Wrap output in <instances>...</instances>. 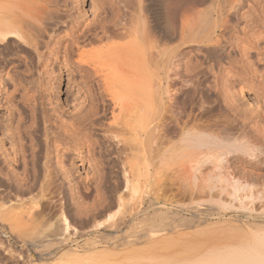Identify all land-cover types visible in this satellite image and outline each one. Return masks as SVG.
Masks as SVG:
<instances>
[{"label": "bare ground", "instance_id": "1", "mask_svg": "<svg viewBox=\"0 0 264 264\" xmlns=\"http://www.w3.org/2000/svg\"><path fill=\"white\" fill-rule=\"evenodd\" d=\"M74 1L75 5L79 4V0ZM105 1L108 5L104 7L98 23L94 27L79 29L80 25H76L74 19H68L64 21L63 25L57 26L58 21L56 19L60 18L66 10L60 9L59 12L56 3L53 1L29 0V5L24 6L27 0H0L1 44L8 41L9 38H15L19 41L23 40V44L29 46L20 45L27 56L25 58L27 60H23L27 74L23 76L21 73V75L26 80L29 79V94L24 98V103L29 107V122L26 124L20 118L17 121L15 130L21 141L19 144L17 143L19 146L16 152L12 149L13 154H8L11 151L3 147V141L0 139V153L5 151V154L1 156L2 158L0 157V234L7 239L6 246L2 242L0 245L5 247L3 249H6L4 251L9 254L10 260L15 251L12 247L14 244L16 246L18 242L26 251L30 249L40 253L38 250L46 248H50L48 249L50 253L52 252L50 251L51 248L54 252L56 251L57 260L55 259L56 261L53 263L49 260H54V258L50 257L51 259L46 260V264L48 262L50 264L81 263V260L75 255L78 253H72L62 238L64 233L61 231H66L70 226L68 219L64 216L65 214L56 216L55 213L54 220L56 222L48 221V216H46L47 220L45 223L46 218L43 219V225L44 223L47 227L49 225L50 231H48L49 229L42 228L41 217H44L40 215L42 207H40V211H33L30 209L32 206L30 203L29 209L36 212L29 214L30 212H27L29 209L26 207L28 210L22 211V214L26 212L27 215L29 214V221H26L22 214H18V218L13 216L15 211L12 209L15 207L10 205L5 207L2 204L5 207L2 208L1 202H10L12 200L10 197H17V199L18 197L19 199L26 197L28 198L27 201L30 199L37 202L42 198L40 204H43L44 201L45 208H48L50 198L48 199L46 195L53 197L52 195L56 194V192H52L54 189L56 190L60 184H68L66 180L64 182V176L65 174L68 176V171L71 170L64 165L65 161L62 160V156L64 158L66 157L64 155L68 156L69 154L66 152L69 150L76 151L78 154L85 150L87 157L90 156L89 158H91L95 153L100 137L109 140L117 139L114 149L120 156L125 154L126 150L131 151V159H126V155L123 163H121L122 168L125 166L122 174V183L125 189L127 187L132 189L135 185L148 182V178L158 174L160 170H165V174H169L166 170L175 172L173 177L177 178L176 182L194 186L196 189H204L203 191L206 189L210 193L215 188L224 190L232 187L234 193L235 189L239 187H257L258 185L264 187V108L260 111L246 107L241 100L243 86L261 87L264 83V71H259L254 60H252L253 58H251V52L262 48L261 44L264 43V0ZM238 21H241L242 24L239 27ZM44 36H47L48 39L44 40ZM3 53L0 56V68H6L9 64L8 61L11 60L10 58L6 59V55ZM53 58H58L69 71L67 74L68 82L72 80L74 83L78 80L81 84L78 83V85L83 86L82 88L85 87V93L87 91L90 96L88 99L85 98L88 100L86 101L88 102L86 110L84 109L85 111L83 110L72 118H65L60 111L55 113V110L52 116L48 113L46 102L43 99V91L50 83V80L47 82L44 74L48 70L49 60ZM53 73L55 74V72ZM12 79L13 77L10 76L9 80L12 81ZM50 79H52L51 75ZM68 97L67 95V99L70 98ZM108 112L112 117L111 121L112 119L113 121L110 122L112 125L107 121L108 125L106 126L103 119ZM111 129H114L113 132ZM100 130L103 131L102 136L99 135L100 133L98 134ZM126 138L129 139L124 143ZM116 163L118 164L115 162V165ZM18 167H22V171L17 170ZM143 171L145 174L142 173ZM169 175L167 179L170 181L172 175ZM158 179L156 177V179H152V182ZM69 182L71 183L72 180ZM108 182H113L115 185L117 181ZM37 187L40 189V194L37 192L38 195L33 192ZM45 189H49L46 191H51L52 195L46 194L44 196ZM121 192L118 193L120 194L119 200L126 198L121 196ZM227 192L229 196L231 192ZM57 193L59 194V192ZM233 193L230 194L231 197L234 196ZM257 194L259 195V191L256 196ZM263 195L262 197H264ZM43 197L44 199L46 197L48 201L47 199L44 200ZM240 197L242 198V196ZM213 198L215 197L213 196ZM51 204L50 207L53 208L54 204L53 206ZM151 205L149 204V206ZM35 206L40 205L38 203ZM145 210L142 211L143 214L146 213ZM155 210L153 214L151 213L147 217H143V214L140 217L138 212H135L139 218L133 224L124 220L131 225L133 230L137 226L136 224L143 221L149 223L143 226L138 225L140 230L128 233L129 235L125 236L127 238L122 241L115 239L114 242L110 243L109 240L111 239H109V245L106 242V246L110 247L111 245L110 250L112 247L113 249L123 247L126 250H124L125 253L130 250L131 254L146 245L150 247L148 244L151 242L152 233L162 230L170 231L173 226L168 222L156 221L155 215L161 217L164 214ZM164 211L166 212V210ZM123 212L120 217L125 216H123ZM129 212L131 214V209ZM167 215L162 218L165 219V216L167 218ZM21 216L25 219L24 223ZM34 216L41 218L39 222H35ZM113 216L110 214L108 217L112 219ZM17 219H20V223ZM148 219L149 221H147ZM229 219H223V221L228 222ZM132 220L130 221L132 222ZM185 220L187 221L186 218ZM230 220L233 221V219ZM231 221L230 225L234 227L236 220L233 221V225ZM220 222L222 223V221H218V224H221ZM248 222L245 221L244 223L251 225ZM55 223L60 226L57 228L62 229L58 232L62 234L61 237L52 232L57 229L54 226ZM237 223L238 220L236 225ZM257 223L255 222V224ZM212 224L217 223L213 221ZM255 224L252 228L256 227V231L251 235L248 234L247 229V231L243 229L247 232L246 236H249L248 238L242 236V240L238 237L237 243L239 239L241 240L239 244L230 245L228 243L227 247L224 246L226 247L225 250L220 247L222 244L219 245L220 249L222 248L221 253L219 249L215 253L214 250H210L209 253L204 249L208 254L204 252L205 255L203 256L204 253H201L202 257L201 254L199 256L197 254L198 257L196 255H190L192 256L190 257V253L187 254V257H183L181 254L183 251H180L178 257L181 256L182 261H180L182 263L177 260V262H171L172 258L178 260L180 258L169 255L171 260L167 264H264V224ZM120 225L121 223H118L116 226L120 229ZM124 225L126 226V224ZM236 225L235 227H237ZM53 226L55 228L51 229ZM111 228H113L112 225ZM57 230L59 231V229ZM228 230L226 232H231ZM237 231L239 234H235L239 236L241 230L238 229ZM232 232L234 233V231ZM97 235L96 237H98ZM169 236L171 237V234ZM229 237H226L228 241L225 240V243L226 241L231 242L230 238L232 237ZM153 238L152 240H154ZM232 239L236 242L235 238ZM83 241L86 243L85 240ZM87 241L91 244L99 243L91 239ZM105 241L103 239L100 242ZM202 242L204 243V240ZM152 244L154 245V243ZM217 245L216 247L214 245V248H217ZM157 246H159L160 251L163 250L161 245ZM157 246H152V249ZM188 247L185 248L189 250ZM209 247L212 249V245ZM158 248L156 250H159ZM147 249L149 250V248ZM49 252L48 255L51 256ZM54 252L53 257L55 256ZM171 253L174 255L173 252ZM127 254L129 255V253ZM28 255H23L26 259L24 264L30 262ZM128 255L125 257L129 258ZM46 256H44L45 259ZM123 259L125 261V258ZM42 260L37 261L40 264ZM44 262L45 260L42 263L45 264Z\"/></svg>", "mask_w": 264, "mask_h": 264}, {"label": "rangeland", "instance_id": "2", "mask_svg": "<svg viewBox=\"0 0 264 264\" xmlns=\"http://www.w3.org/2000/svg\"><path fill=\"white\" fill-rule=\"evenodd\" d=\"M49 1H53L54 3H56V7L59 9V12H60V9L66 10V12L63 13L64 15L62 14V16L60 18L56 19L58 21L57 26L63 25L64 21H66L68 19H74L76 25H80L79 29H83L85 27H94L98 23L100 17L102 16V11L104 10V7H107V5H108L105 0H79L78 5L74 4V2H75L74 0H46V2H49ZM124 2H125V0H124ZM26 4L29 5V0H27V3H25L24 6H26ZM13 9L15 10V8H13ZM16 10L18 11V9H16ZM240 22L241 21L237 22L238 27L242 25ZM43 39L47 40L48 37L44 36ZM16 40L17 39H15V38H9L8 41L2 42L3 44H1V42H0V56H2V53L4 52L3 54L6 55L5 56L6 59L10 58L12 60V62H11V60L8 61L9 66L7 65L6 68H0L1 69L0 70V79L2 78L0 80V139L3 141L2 142L3 147L7 148L8 151H11L10 153H8L9 155H11L13 150H15V152H16V149H18V146H19V145H17V143L19 144L21 141V138H19V136H18L19 134L16 133V130H15V126H16L17 121L20 118V120L22 119V121L23 122L25 121L26 124L29 122V116H28L29 115V109H28L29 107L26 106V104L24 103V98L26 97V95L28 96V94H29V90H28L29 79L26 80L25 78H23V76L27 74L26 67L23 65V60L26 61L27 59L25 60V58H27V56L25 55L26 52L23 49H21L20 45H23L26 47H29V46L27 44L24 45L23 40H20V41L19 40L16 41ZM114 40L116 41L117 39H114ZM109 41H111V40H109ZM109 41H107V42H109ZM18 42H20V43H18ZM24 43H27V42H24ZM28 44H29V42H28ZM9 45H10V47H9ZM261 46H262V48H259L258 50H254L251 52V58H253L252 60H254L255 66L257 67V69L259 71H264V43L261 44ZM2 48H3V50H2ZM20 52L21 53L23 52L22 53L23 57H22ZM19 56L22 58V60ZM18 60H20V61H18ZM49 62L50 63H49L48 68H47L48 70L45 72L44 76L47 79V82H49V80H50V83H49L50 86L48 84V87L46 86L45 87L46 89H44V91H43V99H44V102H46L45 105H46V108L48 110V113L52 114V116H53L54 115L53 113L55 110V113L60 111L65 116V118H72L74 116H77L79 113L83 112L84 109L86 110V105L88 104V102H86V101H88L87 99H88V97H90L88 92L86 91V93H85V90H84L85 87L82 88L83 86H80L81 84H80V82H78V80L76 81L77 83L76 82L73 83L72 80L68 82L67 74L69 73V71L66 70V68L63 66V64H61V62L58 58L50 59ZM60 66H61V69H60ZM7 68H9L11 70H9ZM59 69H60V72H59ZM52 70H53V72H55L57 77L56 76L54 77L55 74L52 72ZM21 73L23 76L21 75ZM50 75L52 76V79H50ZM59 75H60V77H59ZM10 76L13 77L12 81L9 80ZM17 76H19V77H17ZM78 83L80 85H78ZM22 93H23V95H22ZM67 95L70 97V98L68 97L69 99H67ZM85 98H87V99L85 100ZM241 100H242V103L244 106L262 111L264 108V83L261 85V87L260 86L249 87L246 85L243 86L242 87ZM53 108H55V109H53ZM20 114H21V116H20ZM111 118L112 117H111L110 113L108 112L105 116V119H103V123H106L105 125L107 126L108 123L113 121V119L111 121ZM107 121H109V122L107 123ZM106 126H104V127H106ZM112 130H114V129H111V131ZM102 132L103 131L100 130L98 132V134L100 133L99 135H101V134L103 135ZM112 134H109V135L112 136ZM125 137H127V136H125ZM128 139L129 138H126L124 143L127 142ZM102 140H103V142H102ZM116 142H117V139L114 140V138L109 140V139H104V138L101 139V137H100L99 143L97 144V147L95 150V153L91 158H89L90 156L87 157L85 150L82 153L80 152L79 154L76 151L69 150L66 152L69 154L68 156L64 155V156H66L65 158L62 156V160L65 161L64 165L66 166V168L71 170V171H68V176H67V174H65L66 177L64 175H62V176H64V182L66 180V182H68V184L67 183L60 184L59 187H57L58 189L56 188V190L54 189V191H52L54 193L56 192L57 196H56V194L52 195L51 191H50L51 193L49 191L48 192L46 191L49 189H45L46 193L44 191V196L46 194H50V196L52 195L54 197L53 198V197H49V195H46V197L48 196L47 197L48 199L50 198L49 201L46 197H45V199L43 197V199L44 200L47 199V201L50 204L52 202L51 205L53 206V204H54L55 207L53 206V208H52V207H50V204H49L48 208L47 207L45 208L44 201H43L44 205L40 204V202L42 203V198L39 199L40 200L39 202L31 201L30 199L28 200L29 201L28 202L26 200L28 198H26V197L24 199H23V197H22V199H21V197H20V199H19V197H18V199H17V197H14V198L10 197V199H12L10 202H7V203L1 202V205L3 204L5 207H7V206L9 207V205L12 206L13 208L15 207L12 210L15 211V212H13V214H14L13 216L14 217L16 216V218H18V216L22 214V211H24V210L27 211L31 205L32 206L30 209H32L33 211L34 210L40 211V207H42L43 209L46 210L45 211V210L41 209V212L43 211V213L40 212V215L44 216V217H41L42 218V221H41L42 225H43V221H44L43 219L44 218H46L44 221L46 223V220H47L46 216H48V221L56 222L54 220L55 219L54 217H56L58 215L65 214L64 216H66V218L68 219L70 226L66 231H61V233H64L63 234L64 237L62 236L61 233H58V232H60V229H61V228H57V227H60V226H57L58 223H55L54 226H56V228L59 229V231L56 229L52 232L56 233L59 237L62 236V238H64L63 241L66 242V244L68 245V247L70 248V251L72 253H74V252L78 253V254H75V253L74 254L77 256V258L79 260H81L80 264H109V262H110V264H114V263L115 264H167L171 260V256H169V255L174 256V258L175 257L180 258L179 260L172 258L171 262H173V261L175 262L177 260L178 262L182 263L181 262L182 261L181 256L178 257V254L180 255V251H183L181 253L183 257L184 256L187 257L188 253H190L189 256L190 255H193V256L196 255L197 256V254L199 256V254H201V253L203 254L204 252L206 254H208V252L204 251V249L209 251V253H210V250H214V253H215V251H217V249H219V250H221L220 251V253H221L222 248L220 249V247H223V250H225L227 247L226 245H229V244L232 245L234 243L236 244L238 237H240L242 240L247 235V232H248V234L250 233V235L252 233H254L256 231V227L255 228H252V227H254L255 222L264 224V197H262V195L264 194V187L263 186L258 185L257 187L256 186L247 187L249 190L247 188L239 187V188H237L238 190L235 189L236 191L233 189L235 191L234 193L232 192V187H231V189L228 187L224 190H220V188L219 189L215 188L210 193L206 189H205V191H203L204 189H196V188H194V186L191 187L188 184L185 185L184 183L181 184L178 181L176 182L177 178L175 179L173 177V174L175 172H170V171L166 170L167 173L172 175V177L169 181V179H167V176L169 174H165L166 173L165 170H160V172L158 174L156 173V175L149 177L147 180L148 182L145 181V183H141L140 185H137V186L135 185V186H133L132 189H131V187H127L125 189V186L122 183V177H123L122 174H123V170H124L123 168L125 166L122 168L121 163H123L122 161L124 159V156H126V155H127L126 159H131V154H130L131 151L126 150L125 154H121V156H120L118 153H116V151L114 149L116 146L115 145ZM129 143H131V142H129ZM13 145H15V146H13ZM6 153H7V151H6ZM2 154L4 155L5 151H3ZM2 154L0 153V157L3 156ZM9 155H7V156L9 157ZM115 162H118V164L116 163V165H115ZM122 166H123V164H122ZM17 170L22 171V167H18ZM120 170H122V171H120ZM115 171H117V172H115ZM161 171H162V173H161ZM69 172L71 173L70 175H69ZM119 172H121V173L119 174ZM142 173L145 174L144 171ZM111 174H112V176H111ZM174 176L176 177V175H174ZM156 177H157V179L159 177L160 178L158 180L152 182V179L154 180V179H156ZM165 177L167 180L165 179ZM174 179H175V181H174ZM69 180H72V182L70 183ZM103 180H104V182H103ZM113 180L117 181L116 183H119V184L121 183L122 185L120 184V186H119V184L116 185V183L114 185L113 182L112 183L108 182V181L111 182ZM118 181H120V182H118ZM169 183H171L170 184L171 186L169 185ZM189 187H191V188H189ZM111 188L115 189V190H112ZM36 189H38V190H36ZM36 189H35L36 192H35V190L33 192L36 193V195L40 194V192H39L40 189L38 187ZM194 189H196V190H194ZM217 189L219 190V192L217 191ZM197 190H201L202 192L201 191L198 192ZM226 190L233 193L234 196L231 197L232 194L230 192L229 193L231 195L229 194V196H228V192ZM114 191H115V193H114ZM216 191H217V193H216ZM258 191H259L260 196L258 194L256 196V193H258ZM37 192H38V194H37ZM57 192H59V194ZM120 192H121L122 197H126V198H122L123 199V200L121 199L122 201L118 199V197L120 195L118 193H120ZM151 192H153V193H151ZM249 192H251V193H249ZM154 193H156V194H154ZM220 193H221V195H220ZM236 193H238L240 195H238ZM260 193H263V194H260ZM71 194H73V195L71 196ZM252 194H254V195H252ZM212 195L215 198H213ZM240 196H242V198ZM155 197H157V198H155ZM233 197H236V198H233ZM248 197H249V199H248ZM243 198H245V199H243ZM250 198L251 199L253 198V199L251 200ZM259 198H261V199H259ZM152 200L153 201L155 200V202H153ZM60 201H61V203H60ZM35 202H37V204L39 203L40 206H35V205H37V204H34ZM30 203H31V205H30ZM111 203H113V204H111ZM152 203H153V205H155V207H152L153 206V205H151ZM149 204L151 206H149ZM3 205H2V208H5ZM26 207L28 209H26ZM57 207H58V209H57ZM126 208L129 210H127ZM30 209L27 211V212H30L29 214L36 212V211L32 212V210H30ZM130 209H131V214L129 212ZM145 209H147V210H145ZM167 209H168V212H167ZM207 209H208V211H206ZM132 210H134V211H132ZM143 210H145L147 214L146 213L143 214L142 213ZM154 210L156 212L159 211V213L162 212L164 215L168 214L167 218L165 216L166 220L164 218H162V217H164V215L163 216L161 215V217H159L160 215H155V218H156L155 220L160 221V222L170 223L171 226L173 225L172 230H170V231L162 230V231H156V232H154V234L152 233L151 237L153 238V235H154V238H153L154 240H152V238L150 239L151 242H150V244H148V245H150V247H148L146 245L147 246V247L145 246L146 248L145 247H143L142 249L140 248L138 250L139 253H137L138 251H135V252L133 251L134 254L133 253L132 254L135 257L132 256V254L130 253V250H129V252L125 253L126 250L123 247H118L116 249L115 248L113 249V247H112L110 250L111 245H110V247L108 246L109 241H110V243L114 242L115 239L122 241L123 239L127 238L125 236H128L129 235L128 233H131L134 231L137 232V230L139 231L140 227H137L138 225L143 226V225L149 223V222L143 221L142 223L136 224L137 226L133 230L131 225H129L128 222L124 221V220H128L129 223L133 224L134 221L135 222L138 221L139 217L136 215L137 212L140 215V217L142 214H143L142 215L143 217H147V215H151V213L153 214ZM164 210H166L167 213ZM247 210H249V211H247ZM47 211H48V213H47ZM54 211H56V212H54ZM60 212H61V214H60ZM122 212H123V216L125 215L124 217H120V216H122ZM125 212H127V213H125ZM259 212H260V214L263 215V217H262V215L259 214ZM16 213H17V215H16ZM26 213L22 214V216L24 215V217L26 218V221H29L28 220L29 214L27 215ZM49 213H51V214L49 215ZM44 214H46V215H44ZM110 214H111V216L114 215L112 217V219H110L108 217V216H110ZM169 214H170V217H168ZM40 215H38V216H40ZM52 215H53V220H52ZM131 215H133V216H131ZM22 216H21V218L24 219V217H22ZM49 217H51V218L49 219ZM188 217H190V218H188ZM193 217H195V218H193ZM34 218H36V216H34ZM41 218L37 217L35 222L36 221L39 222V220ZM113 218H114V220H115V218H117L116 220H118V221H119V219H121L120 220L121 222L120 221L115 222L116 220L114 221ZM132 218H134V219L132 220ZM182 218H183V220H182ZM185 218L187 219V221L185 220ZM229 218L233 219V221L236 220V222L238 220L237 225H236V222L234 224V222L231 221ZM20 219H17V221L19 223H20V221H19ZM106 219L109 222H107ZM197 219L199 222L197 221ZM223 219H226V220L229 219V220L227 222L226 220L223 221ZM14 220H15V218H14ZM130 220H132V222ZM17 221H15V222H17ZM24 221H25V219L23 220V223H24ZM147 221H149V219ZM192 221H194V222H192ZM213 221H214V223H217V224H212ZM215 221H217V222H215ZM218 221H222V223L220 222L221 224H218ZM230 221L233 222L231 224L232 225L234 224V227L230 225ZM245 221L246 222L249 221L250 224L253 226L246 225V223H244ZM18 222H17V224L19 225ZM21 222H22V220H21ZM104 222H106V223H104ZM122 222H125V223H122ZM45 223H44L42 228L43 229H49L48 231H50L49 225L47 227V225ZM100 223H103V224L101 225ZM118 223L119 224L121 223L120 229L118 226H116V225H118ZM258 223L255 225H260ZM6 224H8V222H6ZM124 224H126V226ZM239 224L242 225L243 227L240 226ZM244 224H245V226H244ZM35 225L39 226L40 224H35ZM45 225L47 228L45 227ZM95 225H96V227H95ZM111 225L113 228H111ZM224 225H226L227 227ZM235 225L237 227H235ZM54 226H53V228L51 227V229H54L55 228ZM92 226H94V227H92ZM240 227H241V229H240ZM123 228H124V230H123ZM130 229H132V230H130ZM228 229L231 230V232H226ZM238 229L241 230L239 236L237 234H235V233L239 234V231L236 232V230H238ZM243 229L244 230L247 229L248 231L246 230L247 232H245ZM48 231H46V232H48ZM83 231L85 234L82 233ZM232 231H234V233ZM241 232H242V235H241ZM243 232H244V234H243ZM167 233H168V235H167ZM169 233L171 234V237L169 236L170 235ZM226 234L227 235L229 234L228 236L235 238L236 242L230 237L229 238L231 239V242L230 241L227 242L228 239H226V237L228 238V236ZM67 235H68V237H67ZM96 235L98 237H96ZM99 235H102V236H99ZM242 236H244V237L242 238ZM248 236H246V238H248ZM99 237H100V239H99ZM223 237H225L224 240H222ZM88 239L98 241L99 243L96 242V244L94 243L95 245L91 244V242L88 243L89 242V241H87ZM103 239L106 241L100 242ZM109 239H111V240H109ZM185 239H187V240H185ZM4 240H6V241H4ZM83 240H85L86 243H84ZM197 240H198V242H197ZM203 240H204L205 244L202 242ZM225 240H227L226 241L227 244L225 243ZM241 240L239 239L237 244H239V242H241ZM223 241H224V243H223ZM1 242H2V244H4V246L7 245V239L2 234H0V244H1ZM106 242L108 243L107 246H106ZM152 243H154V245ZM102 244H104V245H102ZM197 244H199V245H197ZM213 244L215 245V247L218 244L217 245L218 247L214 248ZM221 244H222V246L219 247V245H221ZM14 245H13V247L12 246L11 247L14 248V250L16 252L10 247L15 252V253L13 252L14 255H13L11 260L9 259L10 258L9 254H7V252L5 253L6 249H3L5 247L3 245H2L3 247H1V245H0V247L2 249V250L0 249V264H24L25 263L24 261H26V259H25V257H23V255L26 256V255H28V253H29V255H28L29 261L30 262H37L35 264H39V262L37 260H39V259L42 260V258H43L42 262L45 260V262H44L45 264H46V260L50 257L54 258V260H49L51 262L53 261V263H54V261L57 260L56 259V257H57L56 253L57 252L55 251L56 252L55 253L52 248L50 250V251H52L51 253L48 250L50 248L40 249V250H38V252H40V253H37V250L36 251L33 250L34 252L30 249H29L30 252L26 251V249L24 250V247L23 246L21 247L20 243H18V242L16 243V246H14ZM157 245H161V249H163V250L166 249V250L160 251V248H158L159 246H157ZM209 245H212V249L210 248L211 246L209 247ZM152 246H157V247H153V249H154L153 250ZM186 246L187 247L189 246L188 247L189 250L191 247L190 251L192 253L185 248ZM224 246H226V247H224ZM103 247H104V249H103ZM194 247H197V248H194ZM206 247H208V248H206ZM105 248H106V250H105ZM108 248H109V250H108ZM122 248H123V251L121 250ZM147 248H149V250ZM157 248L159 250H156ZM219 250H218V252H219ZM176 251H177V253H176ZM26 252H27V254H26ZM48 252H49V254H51V256L48 255ZM53 252L55 253L54 257L52 256ZM171 252H173L174 255ZM127 253H129V255ZM205 253L203 254V256L205 255ZM45 254H47L48 256H46ZM136 254H137V258H136ZM202 254H201V257H202ZM37 255H38V257L36 258ZM43 255L46 256V259ZM127 255L129 258H126ZM21 256L23 257V259ZM130 256H132V257H130ZM190 257H192V256H190ZM17 258H19V259H17ZM123 258H125V261H123L124 260ZM197 259H199V258H197ZM30 262H26V264H30ZM48 263L50 264V262H48Z\"/></svg>", "mask_w": 264, "mask_h": 264}]
</instances>
